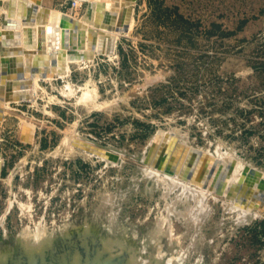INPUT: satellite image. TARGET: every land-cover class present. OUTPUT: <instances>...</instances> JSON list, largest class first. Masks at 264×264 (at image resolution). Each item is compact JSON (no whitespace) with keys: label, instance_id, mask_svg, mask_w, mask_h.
Instances as JSON below:
<instances>
[{"label":"rangeland","instance_id":"obj_1","mask_svg":"<svg viewBox=\"0 0 264 264\" xmlns=\"http://www.w3.org/2000/svg\"><path fill=\"white\" fill-rule=\"evenodd\" d=\"M44 2L77 18L89 4ZM159 128L264 176V0H136L114 56L72 63L37 101L12 103L0 120V263L264 264V216L243 219L223 197L203 212L180 187L150 184L141 158Z\"/></svg>","mask_w":264,"mask_h":264},{"label":"bare ground","instance_id":"obj_2","mask_svg":"<svg viewBox=\"0 0 264 264\" xmlns=\"http://www.w3.org/2000/svg\"><path fill=\"white\" fill-rule=\"evenodd\" d=\"M87 1L90 11L77 18L48 7L44 0H0V120L12 103L37 101L43 81L68 76L72 63H89L99 55L116 54L119 37L134 27L136 0ZM93 91L86 89L84 98L92 97ZM69 142L109 164L119 163L115 154L101 145L76 136ZM141 159L150 184L156 180L168 187H180L186 198L196 201L193 203L198 210L209 197H223L243 219L264 216V207L258 205L261 199L255 193L259 180L248 182L253 180L252 166H245L238 156L195 146L179 133L159 128ZM200 217L194 214L195 220Z\"/></svg>","mask_w":264,"mask_h":264},{"label":"water","instance_id":"obj_3","mask_svg":"<svg viewBox=\"0 0 264 264\" xmlns=\"http://www.w3.org/2000/svg\"><path fill=\"white\" fill-rule=\"evenodd\" d=\"M90 11V5H89V10ZM250 168V174H251V177H252V181H248L249 183H252L254 181V183H256L257 180H259V191L255 192L256 195L263 201H259L258 200V205H260L261 207H264V176L261 175V172L256 169V168H252V167H249Z\"/></svg>","mask_w":264,"mask_h":264},{"label":"built area","instance_id":"obj_4","mask_svg":"<svg viewBox=\"0 0 264 264\" xmlns=\"http://www.w3.org/2000/svg\"><path fill=\"white\" fill-rule=\"evenodd\" d=\"M87 0H62L63 5H71V7L82 5Z\"/></svg>","mask_w":264,"mask_h":264},{"label":"crops","instance_id":"obj_5","mask_svg":"<svg viewBox=\"0 0 264 264\" xmlns=\"http://www.w3.org/2000/svg\"><path fill=\"white\" fill-rule=\"evenodd\" d=\"M88 10H89V4H88V5L86 6V8H85V11H86V12H88ZM86 12H85V13H86ZM2 23H3V21L0 22V24H2Z\"/></svg>","mask_w":264,"mask_h":264}]
</instances>
